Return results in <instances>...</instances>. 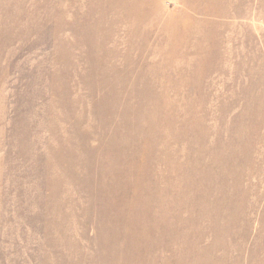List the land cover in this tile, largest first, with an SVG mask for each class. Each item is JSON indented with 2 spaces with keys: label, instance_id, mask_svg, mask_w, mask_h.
I'll list each match as a JSON object with an SVG mask.
<instances>
[{
  "label": "rangeland",
  "instance_id": "obj_1",
  "mask_svg": "<svg viewBox=\"0 0 264 264\" xmlns=\"http://www.w3.org/2000/svg\"><path fill=\"white\" fill-rule=\"evenodd\" d=\"M0 264H264V0H0Z\"/></svg>",
  "mask_w": 264,
  "mask_h": 264
},
{
  "label": "bare ground",
  "instance_id": "obj_2",
  "mask_svg": "<svg viewBox=\"0 0 264 264\" xmlns=\"http://www.w3.org/2000/svg\"><path fill=\"white\" fill-rule=\"evenodd\" d=\"M147 176V175H146ZM145 220V222H147L148 223V225H151V226H153V225H157L156 224V222H157V219L156 218H152V217H148L147 219H144ZM143 243V240H142V242H140V244H142ZM143 245V244H142ZM139 249L137 250V249H135V251H134V253L135 252H137V255H138V257H142L141 256V251H140V247H138ZM127 255H129V254H127Z\"/></svg>",
  "mask_w": 264,
  "mask_h": 264
}]
</instances>
